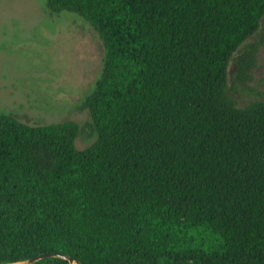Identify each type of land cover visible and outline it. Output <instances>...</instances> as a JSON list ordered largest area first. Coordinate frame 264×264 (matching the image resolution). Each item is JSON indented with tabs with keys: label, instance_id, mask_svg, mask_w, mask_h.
<instances>
[{
	"label": "trees",
	"instance_id": "obj_1",
	"mask_svg": "<svg viewBox=\"0 0 264 264\" xmlns=\"http://www.w3.org/2000/svg\"><path fill=\"white\" fill-rule=\"evenodd\" d=\"M99 33L74 120L0 111V264H264V100L238 106L228 66L264 0H47ZM238 77L247 61H238ZM35 264H70L47 257Z\"/></svg>",
	"mask_w": 264,
	"mask_h": 264
},
{
	"label": "rangeland",
	"instance_id": "obj_2",
	"mask_svg": "<svg viewBox=\"0 0 264 264\" xmlns=\"http://www.w3.org/2000/svg\"><path fill=\"white\" fill-rule=\"evenodd\" d=\"M104 56L82 16L51 12L47 0H0V111L33 126L74 120L82 127L76 146L87 147L96 133L84 101ZM239 60L248 66L238 77ZM227 92L240 107L264 100V19L231 59Z\"/></svg>",
	"mask_w": 264,
	"mask_h": 264
},
{
	"label": "water",
	"instance_id": "obj_3",
	"mask_svg": "<svg viewBox=\"0 0 264 264\" xmlns=\"http://www.w3.org/2000/svg\"><path fill=\"white\" fill-rule=\"evenodd\" d=\"M47 257H62V258L68 259L70 264H78L79 263L78 260L73 258V257L64 255L62 253L55 252V253H51V254L50 253L40 254L36 257L30 258V259L23 261L21 263H14V264H35L39 260H41L43 258H47Z\"/></svg>",
	"mask_w": 264,
	"mask_h": 264
}]
</instances>
